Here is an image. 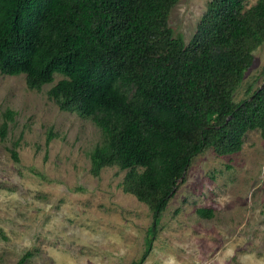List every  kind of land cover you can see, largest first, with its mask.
I'll return each instance as SVG.
<instances>
[{"label":"trees","instance_id":"obj_1","mask_svg":"<svg viewBox=\"0 0 264 264\" xmlns=\"http://www.w3.org/2000/svg\"><path fill=\"white\" fill-rule=\"evenodd\" d=\"M175 1L0 0V72L24 73L29 88L60 73L48 96L90 116L104 136L94 168L125 169L122 189L151 209L145 247L130 264L149 249L196 153L235 152L248 129L264 138V82L232 99L264 41V0H208L187 41L168 23ZM196 212L210 216L206 207Z\"/></svg>","mask_w":264,"mask_h":264},{"label":"rangeland","instance_id":"obj_2","mask_svg":"<svg viewBox=\"0 0 264 264\" xmlns=\"http://www.w3.org/2000/svg\"><path fill=\"white\" fill-rule=\"evenodd\" d=\"M207 2L176 0L168 13L173 35L187 41ZM251 53L234 101L264 82V41ZM61 76L29 88L24 73L0 72V264L21 256L18 264H130L145 247L151 209L122 189L125 169L94 168L104 136L90 116L59 109L48 96ZM139 264H264L258 129L246 130L235 152L206 147L191 158Z\"/></svg>","mask_w":264,"mask_h":264}]
</instances>
